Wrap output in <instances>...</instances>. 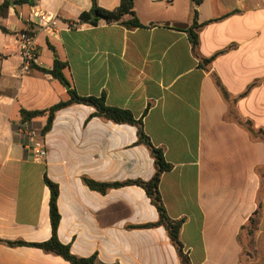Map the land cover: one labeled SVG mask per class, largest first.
<instances>
[{
  "label": "crops",
  "instance_id": "obj_1",
  "mask_svg": "<svg viewBox=\"0 0 264 264\" xmlns=\"http://www.w3.org/2000/svg\"><path fill=\"white\" fill-rule=\"evenodd\" d=\"M92 4L12 2L0 18L8 31L0 30V264H71L34 246L52 236L45 177L59 187L58 238L73 255H96L100 264H183L164 227L138 228L159 220L142 188L102 194L84 182L153 178L155 161L136 126L73 104L35 143L20 134L25 126L40 133L48 118L24 121L23 110L46 111L69 99L51 74L56 60L67 64L64 75L80 97H103L108 107L129 111L163 150L172 169L160 194L169 217L185 220L180 238L190 264H264V0H203L198 23L215 22L198 30L196 49L188 32L194 0H134L145 28L132 30L81 22ZM35 10L55 17L49 29L33 18ZM21 32L36 36L40 61L25 76ZM36 147L46 150L43 161L34 160ZM14 242L25 245L8 244Z\"/></svg>",
  "mask_w": 264,
  "mask_h": 264
},
{
  "label": "trees",
  "instance_id": "obj_2",
  "mask_svg": "<svg viewBox=\"0 0 264 264\" xmlns=\"http://www.w3.org/2000/svg\"><path fill=\"white\" fill-rule=\"evenodd\" d=\"M14 2L16 5L30 4L33 5L35 0H17L11 1L6 0L2 5H0V18L6 19L9 14L11 3ZM203 0H194V19L193 24L189 28V37L194 49L199 46V34L198 30L204 25L215 22V20L209 21L203 25L198 23V12L197 8L202 4ZM106 21L107 23H119L128 29H138L145 28V26L140 22L136 12L134 11V0H120V6L115 10H106L101 8L97 0H93L92 8L88 12H84L80 16V21L83 23L91 24L97 26L100 21ZM0 30L3 33L8 31L0 25ZM218 55V54H217ZM217 55L212 56L209 59H205V63L212 62ZM67 64L59 60L55 61L54 68L51 71V74L56 78L60 83L65 86L68 90L69 99L68 101L61 102L54 107L46 111H22V116L24 121H31L35 118L48 116L47 123L40 130L38 135L45 136L52 128L55 115L59 110H62L73 104H84L96 109V116L104 118L106 120L113 121L118 124H130L138 128V137L139 143L144 144L150 151L152 157L155 161L156 171L153 178L149 181H126L123 183H113V184H101L97 183L90 179H84L86 185L94 191L100 192L102 194L107 193L111 189H118L126 186H138L142 188L147 196L150 198L152 204L158 211L159 220L156 223L146 224L139 226L141 229H151L156 227H164L168 233V236L176 248L180 259L183 264H190L189 257L184 253V245L181 241L180 234L182 226L185 222L184 219L173 220L169 217L167 210L165 208L164 202L160 194V182L164 173L172 169V165L169 164L165 157L163 150L156 148L150 141V138L144 132V127L142 121H137L129 111H124L117 108L108 107L105 104L104 98H85L80 97L74 89H72L70 82L64 75V70H66ZM224 96H227L226 92L222 89ZM247 129L252 132V123L249 121L245 124ZM253 134V133H252ZM260 138L264 139L263 131L258 133ZM45 182L50 189L51 198H50V217H51V226H52V236L51 238L41 244H35L34 246L44 250L45 252L58 255L71 264H100L98 262L97 256L93 255L88 258L77 257L72 254L71 248L69 245L63 244L58 238V228L60 225V212L58 209V198H59V187L57 184L53 183L47 177H45ZM10 246H20L25 245L22 242L8 243Z\"/></svg>",
  "mask_w": 264,
  "mask_h": 264
},
{
  "label": "built area",
  "instance_id": "obj_3",
  "mask_svg": "<svg viewBox=\"0 0 264 264\" xmlns=\"http://www.w3.org/2000/svg\"><path fill=\"white\" fill-rule=\"evenodd\" d=\"M32 16L33 18L37 19L40 24H43L45 29H49L50 25L54 23L55 19V17L50 13L42 14L36 10L32 12ZM18 43L22 59L20 72L23 76L29 75L34 67L40 65L36 36L28 32H21L18 34ZM20 131L22 132L20 134L25 136L30 144L35 143L39 136L36 130L30 128L28 129L27 126H25L23 129H20ZM46 157L47 152L45 149L41 147L35 148L33 156L35 161H43Z\"/></svg>",
  "mask_w": 264,
  "mask_h": 264
}]
</instances>
